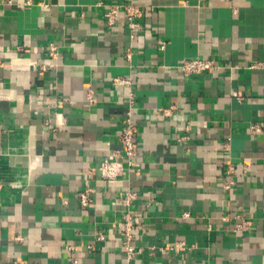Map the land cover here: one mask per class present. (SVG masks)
I'll list each match as a JSON object with an SVG mask.
<instances>
[{"label": "crops", "instance_id": "0c3cea01", "mask_svg": "<svg viewBox=\"0 0 264 264\" xmlns=\"http://www.w3.org/2000/svg\"><path fill=\"white\" fill-rule=\"evenodd\" d=\"M128 4L133 38L123 11L105 23ZM186 59L220 70L184 77ZM106 157L125 166L116 181ZM0 264H264V0H0Z\"/></svg>", "mask_w": 264, "mask_h": 264}, {"label": "built area", "instance_id": "2783aa9c", "mask_svg": "<svg viewBox=\"0 0 264 264\" xmlns=\"http://www.w3.org/2000/svg\"><path fill=\"white\" fill-rule=\"evenodd\" d=\"M123 11L125 17L128 22V28L130 30V37L133 38L140 30L141 26L138 24V20L143 16L142 10L135 5L128 4L124 6H109L108 10L105 14V23L108 27H112L116 24L119 19L120 12ZM163 48V44L161 47ZM48 56L52 60L57 59V47L54 45H49L48 48ZM178 71L184 76L189 77L192 75H199L205 72H218L220 70L219 65L211 60H203V59H186L181 61L177 65ZM42 72L48 70L46 65H42L40 67ZM114 83L116 84H125L129 85V81H125L123 79H115ZM237 100L240 101V98L236 97ZM134 101L132 96L129 95V99L127 101V105L130 109H132ZM129 109L128 116L125 120L124 126L121 129L119 135V143L122 147V153L126 156L127 159H131L136 153V146L134 144V136L135 129L134 124L130 118L131 110ZM164 115H169V109L163 111ZM115 156L114 153H112ZM132 165L131 161L127 163V166ZM124 164L121 161L111 158H104L98 168L97 171L100 175V178L106 182L116 181L124 171ZM236 169L233 165L227 163V167L225 170L226 179L223 182V189L230 190L235 182H234V174ZM134 198V193L128 191L125 194L122 203L125 207H127L125 213L122 216L120 222L121 234L124 237L122 241V250L125 253L126 260L131 261L134 257L140 252V249L133 245V231L135 227V218L131 211L128 209L130 206L131 200ZM79 200L82 206L88 205V196L86 193L79 194ZM250 221L246 219H241V222L236 225V231H247L250 228ZM104 239L103 235L99 234L96 236L97 241H102ZM169 249H175L176 251H183L185 249V245L182 242H178L169 247Z\"/></svg>", "mask_w": 264, "mask_h": 264}]
</instances>
